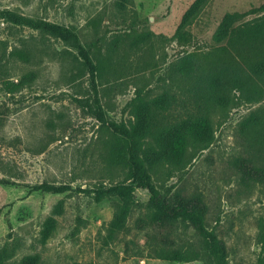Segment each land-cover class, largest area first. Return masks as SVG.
<instances>
[{"label": "rangeland", "instance_id": "1", "mask_svg": "<svg viewBox=\"0 0 264 264\" xmlns=\"http://www.w3.org/2000/svg\"><path fill=\"white\" fill-rule=\"evenodd\" d=\"M195 1L0 0V251H7L8 263L33 257L39 264H213L204 243L182 225L148 230L149 238L171 249L193 247L199 259L182 263L147 256V239L137 228L149 214L144 189L135 191L125 227L109 236L120 202H98L95 192L123 182L127 172L104 162L106 136L84 107L89 74L81 71L79 49L16 24L5 11L76 33L100 68L96 85L109 122L129 127L137 96L150 101L165 93L174 97L164 113L165 127L207 116L214 133L209 149L189 152L185 167L159 166L152 182L170 204L179 195L202 194L209 227L225 242L228 263L259 264L264 185L241 186L232 161L242 154L241 124L251 116L264 119V85L249 80L246 90L227 89L215 98L195 79L179 75L175 65L186 54L204 62L226 45L213 40L224 16L257 9L264 0H210L189 28L191 42L182 45L174 36ZM263 15H250L235 27ZM42 185L67 190H37Z\"/></svg>", "mask_w": 264, "mask_h": 264}, {"label": "trees", "instance_id": "2", "mask_svg": "<svg viewBox=\"0 0 264 264\" xmlns=\"http://www.w3.org/2000/svg\"><path fill=\"white\" fill-rule=\"evenodd\" d=\"M209 2L210 0H196L186 11L174 36L180 44L188 45L191 42L189 28ZM258 12H264V4L243 14H226L213 35L217 44L226 41V45L209 52L204 62H200L195 54L184 55L175 65L176 72L184 78L195 79L215 98L227 89L246 90L249 80L260 88V85H264V15L235 27L240 20ZM3 15L18 25L39 30L63 42L72 43L79 49L81 71L89 74V100L84 107L101 125L106 136L104 162L110 167H119L127 172L123 182L106 188L101 186L95 192L98 202L106 198H115L120 202L108 226L109 236L113 237L125 227L136 202L135 191L144 189L150 194L147 204L149 214L146 219L138 220L137 228L144 232L147 239L149 258L182 263L199 259L201 253L193 247L185 250L171 249L149 238L148 230H172L177 225H182L192 229L195 236L204 243L205 252L213 264H229L225 242L209 227V206L203 195H179L170 204L160 196L152 182L151 173L159 166L166 164L185 167L189 152L209 149L214 140L209 118L201 115L165 127L164 113L174 103V97L165 93L150 101L137 96L131 102L134 121L129 127L111 123L106 118L96 85L100 68L79 45L76 33L49 22L26 19L10 11L3 12ZM21 57L25 58L23 54ZM241 73L247 81L241 77ZM239 136L242 154L234 158L232 165L240 175V185L246 188L264 185V119L259 116L246 119L241 124ZM37 190L63 193L67 188L42 185ZM49 230L46 229L45 236L49 235ZM9 258L6 250L0 251V264H11L8 263ZM19 264H39V260L26 258ZM259 264H264V244Z\"/></svg>", "mask_w": 264, "mask_h": 264}]
</instances>
